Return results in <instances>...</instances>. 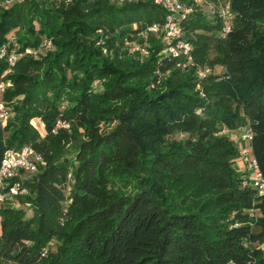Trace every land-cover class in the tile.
Wrapping results in <instances>:
<instances>
[{
	"label": "trees",
	"instance_id": "1",
	"mask_svg": "<svg viewBox=\"0 0 264 264\" xmlns=\"http://www.w3.org/2000/svg\"><path fill=\"white\" fill-rule=\"evenodd\" d=\"M5 1L0 73L7 67L2 50L21 57L5 76L2 101L13 117L0 122V167L7 151L24 146L43 163L19 182L26 194L1 204L19 199L32 215L0 206V264H264V194L242 187L240 148L228 135L251 130L264 176V0H232L226 39L214 34L216 16L196 12L183 22L198 63L207 62L212 45L222 51L219 79L212 68L205 78L178 68L160 55L152 33L138 37L164 22L153 3ZM46 40L52 45L45 54L26 52ZM136 41L150 44L143 61L130 56ZM158 74L166 77L151 88ZM33 118L44 123L47 146L69 147L49 153L35 145ZM180 134L182 141L163 145ZM119 183L133 191L115 190ZM64 205L75 219L66 231L48 230L46 220ZM54 237L59 244L47 258L45 241Z\"/></svg>",
	"mask_w": 264,
	"mask_h": 264
},
{
	"label": "built area",
	"instance_id": "2",
	"mask_svg": "<svg viewBox=\"0 0 264 264\" xmlns=\"http://www.w3.org/2000/svg\"><path fill=\"white\" fill-rule=\"evenodd\" d=\"M119 3L125 2H149L161 7L164 11L163 24H153L138 33V37L146 40L148 33H152L160 40L163 45V50L160 55L170 57L176 60V66L181 69L196 68L197 77L205 78L210 74L208 67H199L194 64L193 47L191 42L186 38L183 29V22L196 13V5L202 0H192L191 3L186 4L180 0H117ZM10 2V1H9ZM207 12L205 14L216 16L221 20V29L219 38L225 39L233 28V15L221 10L216 14V7L213 4L207 5ZM215 13V14H213ZM49 40L44 41L43 46L49 44ZM130 51L132 53L140 54L141 57H147L149 50L146 43L133 42ZM1 56L5 57L7 64L6 69L0 73V122L5 123L9 116L8 109L2 101V93L8 85L5 81V76L11 72L12 67L18 60V54L15 50L9 52L2 50ZM201 89L200 85H197ZM60 125V124H59ZM241 134L239 137V155L243 162L244 170L241 173L242 187H251L257 190L258 193L264 194V176L260 172L258 164L250 147L252 140V132L248 127L240 128ZM43 163L42 156L30 146H24L19 151L9 150L5 153L4 159L0 167V202L3 203L6 197H14L27 193V190L20 185V181L24 180L27 175H31L38 170V167ZM13 178L19 180L10 184Z\"/></svg>",
	"mask_w": 264,
	"mask_h": 264
},
{
	"label": "rangeland",
	"instance_id": "3",
	"mask_svg": "<svg viewBox=\"0 0 264 264\" xmlns=\"http://www.w3.org/2000/svg\"><path fill=\"white\" fill-rule=\"evenodd\" d=\"M9 1L11 2V0H6L5 1V5H8L10 3ZM67 1H70V0H67ZM209 4H213L216 7V9H215L216 10V14L215 13H213V14H215L217 16H218L217 12H220L221 10H223V11L225 10L226 11V9L228 10L229 13L232 14V10H231L232 0H202L198 5H196V7H195L196 8V12H202L204 10L206 13H208L206 7ZM219 32H220V30L218 32L217 31L214 32V34L219 37ZM51 45H52V43L50 41L47 46L46 45L42 46V48L40 50H38L37 52H33V51H29V50L26 51V52L34 54V55L45 54L50 49ZM146 45H147V48L149 50L150 44L147 42ZM103 53H106V54L109 55V53H107V49H103ZM208 53H209L208 60L205 58V61H207V62L198 63L194 59V64H196L199 67H204V66L208 67L210 69V73H211V71L213 69V72H216L218 74L217 79L225 76V75H222L223 68H220L218 66V63H220V61H223V59L220 58V56L223 54L222 51H218L216 48H213V45H212V47H211V49L209 50ZM16 54H18V58L21 57V53H17L16 52ZM130 56L136 58V60H139V61H143L145 59V57H141L140 54L132 53L131 51H130ZM210 60L214 61V64L213 63L208 64V62ZM134 61L132 60V63ZM192 69H196V68L192 67ZM165 77H166V75L163 77L162 75L158 74V76L155 79V81L151 82V83H153V84H151V88H155V87L161 86V82L163 81V78H165ZM99 85H100V82L99 81H95L93 86L94 87H99ZM196 89L199 91L201 97H205V94L203 93L202 89H198V88H196ZM4 105H6V104H4ZM12 117H13V114L9 111L8 118H12ZM8 118L5 121V123L3 124L4 126L7 125ZM30 125H31L32 129L34 130V132L36 133V135L39 137V139H36L35 145H37V146L38 145H40V146L45 145L46 146V150L49 151V153H57V152H60V151H64L65 149H67L69 147V144L61 145L60 148L52 147L50 145L47 146L45 144V142H44V139L46 137V131H45L44 123L42 122V120L40 118L31 119L30 120ZM59 127L63 128L65 131H67L68 135H71V137H73L75 140L82 138V131H80L79 129H76V128L75 129L72 128L71 123L70 124L69 123H60ZM101 127H102L101 129L107 128L106 125H101ZM241 128H243V127H241ZM240 134H241L240 128L235 130V131H232V132L228 133L229 137L236 144H238V141H239L238 139L240 137ZM184 138H185V135L180 134V135H174V136H166L161 141L164 142L163 145L167 146V144L170 143L173 140L179 142V141H182ZM156 146L158 147V149H160L162 144H160L158 142V144ZM238 165L241 168H239V167L237 168ZM238 165L236 166L235 169H236L237 173L241 174L243 172V170H244V167L242 168V165H243L242 162L238 163ZM115 190L122 191L125 194H128V193H131L133 191V188H132V185H129L127 188H125V186H123V185L121 186V184L119 183ZM8 202L9 203L4 204L3 206L1 205L2 203L0 202V206H2V208H4V207H7V206L12 204L11 206H13L15 208H21V209H23V211H26L28 216L32 215V211H31V209L29 207V204H22L21 205L20 204L21 200H19V199H11V198H9ZM62 211L63 212H62L61 215H55V216H49L48 217V219L46 220V226H47L48 230L50 229V230H53V231H56V232H63V231H66L68 229V226L70 225V223L76 217V211L68 210L67 205H64V208H63ZM45 244H46V246H45V249H44V255L43 256H46L48 258L49 255L55 253V251L57 250V246L59 244V239H58V237L48 238V240L45 241Z\"/></svg>",
	"mask_w": 264,
	"mask_h": 264
},
{
	"label": "crops",
	"instance_id": "4",
	"mask_svg": "<svg viewBox=\"0 0 264 264\" xmlns=\"http://www.w3.org/2000/svg\"><path fill=\"white\" fill-rule=\"evenodd\" d=\"M240 162H241V161H240ZM240 162H239V163H240ZM242 164H243V162H242ZM238 167L241 168L239 165L237 166V168H238ZM243 167H244V166L242 165V168H243Z\"/></svg>",
	"mask_w": 264,
	"mask_h": 264
}]
</instances>
